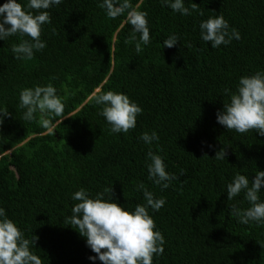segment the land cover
Segmentation results:
<instances>
[{
  "label": "trees",
  "instance_id": "trees-1",
  "mask_svg": "<svg viewBox=\"0 0 264 264\" xmlns=\"http://www.w3.org/2000/svg\"><path fill=\"white\" fill-rule=\"evenodd\" d=\"M17 2L28 11L29 0ZM102 2L62 0L47 9L46 47L31 60L11 51L18 34L0 40V109L11 113L0 125V208L25 238L39 237L31 251L42 264H102L89 259L96 253L68 221L78 203L73 194L83 188L94 198L113 187L114 202L131 212L146 204L137 190L143 183L166 201L159 211L148 209L165 239L152 264H264V223L241 224L231 214L234 205L250 207L244 192L227 199L238 172L251 184L264 171V136L227 130L216 115L242 76L264 72V0H184L203 15H181L161 0H131L148 13L151 42L140 53L125 43L133 31L126 14L111 19ZM220 14L241 38L212 48L200 23ZM170 35L179 37L172 48L163 45ZM48 84L64 104L63 117H49L52 132L39 112L24 120L19 106L22 89ZM110 90L143 109L128 133H112L99 115L103 106L94 97ZM153 131L158 141L140 139ZM221 148L227 156L216 160ZM149 149L178 177L167 189L149 179ZM258 195L264 202V187Z\"/></svg>",
  "mask_w": 264,
  "mask_h": 264
},
{
  "label": "clouds",
  "instance_id": "clouds-1",
  "mask_svg": "<svg viewBox=\"0 0 264 264\" xmlns=\"http://www.w3.org/2000/svg\"><path fill=\"white\" fill-rule=\"evenodd\" d=\"M61 2L62 0H29L28 11L17 0H7L0 6V40L17 34L21 37L19 44L11 46L16 59L31 60L34 51H42L46 47V43L41 40V33L42 25L51 23L47 9ZM161 2L162 6L167 5L181 15H191L192 12L203 15L196 3H191L189 8L185 7L184 0ZM99 7L105 9L111 19L126 14V23L132 26L133 31L125 43H135L137 53L143 50L142 45L151 42L148 13L140 11L138 5L133 6L131 0H103ZM200 29L202 40L210 42L212 48L227 45L233 38H241L235 28L229 32L228 21L222 14L202 21ZM25 36L30 39H23ZM178 41L179 37L170 35L163 41V45L172 48ZM225 92L228 93L229 90L225 89ZM19 99L20 108L26 109L23 119L32 121L35 119L34 114L39 112V122L50 132L56 125L49 117H63L64 104L52 84L24 88L19 93ZM94 99L97 105L103 106L99 115L111 125L112 133H128L130 129H134L137 116L143 111L126 94L120 92L110 90L95 95ZM216 115L217 122L227 130L243 134L254 129L260 136H264V72L242 76L236 91L230 94L229 102L224 103L223 110L218 111ZM9 116L11 113L6 107L0 109V125H3L4 119ZM140 139L146 144H151L158 141L159 136L155 131L151 134L144 132ZM226 156L225 148H221L214 158L224 160ZM203 157L208 156L205 154ZM147 158L150 161L147 164L149 179L155 184L167 189L171 181L178 179L176 175L166 171L162 156L149 149ZM181 174H184V170H181ZM262 187L264 171H258L251 184L247 176L238 172L227 185L228 200L244 192L245 199L250 204L247 209H240L235 205L232 207L231 214L238 218L239 223H264V202H260L258 195ZM137 190L143 192L146 204L136 205L135 210L131 212L114 202L113 187L104 188L94 198L83 188L73 194L72 199L78 203L72 207V215L68 221L86 238L87 246L96 253L95 256L89 257L90 260L95 261L98 258L102 264H152L153 254H163L165 239L160 231L154 230L156 225L148 209L159 211L166 201L163 198L156 199L143 183L137 185ZM106 193L110 194L107 200L104 199ZM38 239L35 235L31 239L25 238V234L7 217L5 209L0 208V264H42L41 258L31 251V246L35 245Z\"/></svg>",
  "mask_w": 264,
  "mask_h": 264
}]
</instances>
